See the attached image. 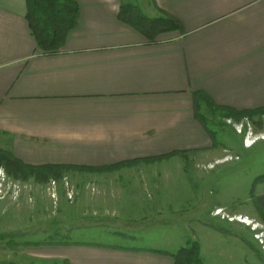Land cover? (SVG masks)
Here are the masks:
<instances>
[{
	"label": "crops",
	"instance_id": "1",
	"mask_svg": "<svg viewBox=\"0 0 264 264\" xmlns=\"http://www.w3.org/2000/svg\"><path fill=\"white\" fill-rule=\"evenodd\" d=\"M76 1L77 25L61 48L44 52L29 25L27 0H0V150L28 165L72 166L99 177L140 171L145 177L130 188L148 190L150 183L162 188L167 159L217 151L207 126L216 112L249 111L227 118L264 134V0ZM122 5L149 18L173 17L180 28L150 40L120 19ZM249 132L244 149L253 147L246 144ZM103 177L95 181L99 187L114 183ZM102 195L95 204L108 206L109 193ZM258 201L264 212V192ZM107 206L96 207L109 212ZM185 243L147 251L59 243L34 248L29 257L174 264L172 255Z\"/></svg>",
	"mask_w": 264,
	"mask_h": 264
},
{
	"label": "rangeland",
	"instance_id": "2",
	"mask_svg": "<svg viewBox=\"0 0 264 264\" xmlns=\"http://www.w3.org/2000/svg\"><path fill=\"white\" fill-rule=\"evenodd\" d=\"M210 120L217 151L167 159L169 171L159 178L162 188L150 183L153 197L148 190L130 188L145 177L140 171L101 175L114 182L107 188L95 183L101 179L97 174L72 169L55 185L14 181L0 172V262L62 264L29 257L34 248L55 242L147 251L174 250L197 240L206 264H264V214L258 201L264 192V140L259 139L264 134L257 135L260 128L246 122L235 126L220 112ZM244 125L251 129L250 149L243 147L249 132ZM106 192L108 206L95 204Z\"/></svg>",
	"mask_w": 264,
	"mask_h": 264
},
{
	"label": "trees",
	"instance_id": "3",
	"mask_svg": "<svg viewBox=\"0 0 264 264\" xmlns=\"http://www.w3.org/2000/svg\"><path fill=\"white\" fill-rule=\"evenodd\" d=\"M28 20L38 47L44 52H53L62 47L68 32L77 25L78 4L76 0H27ZM120 19L141 32L150 40L161 34L173 32L180 24L173 17L149 18L133 5H122ZM209 103L213 102L207 98ZM264 111V110H262ZM227 116L242 119L251 112H238L227 109ZM72 166L64 165H28L6 151L0 150V171L14 181L48 184L61 179ZM259 207V206H258ZM260 208V207H259ZM262 212V213H261ZM260 213L264 214L260 209ZM52 244H58L57 242ZM174 264H204L200 244L189 242L172 255ZM0 264H13L0 262Z\"/></svg>",
	"mask_w": 264,
	"mask_h": 264
},
{
	"label": "built area",
	"instance_id": "4",
	"mask_svg": "<svg viewBox=\"0 0 264 264\" xmlns=\"http://www.w3.org/2000/svg\"><path fill=\"white\" fill-rule=\"evenodd\" d=\"M50 184L55 185V184H56V180H52V181L50 182Z\"/></svg>",
	"mask_w": 264,
	"mask_h": 264
},
{
	"label": "clouds",
	"instance_id": "5",
	"mask_svg": "<svg viewBox=\"0 0 264 264\" xmlns=\"http://www.w3.org/2000/svg\"><path fill=\"white\" fill-rule=\"evenodd\" d=\"M1 172V171H0Z\"/></svg>",
	"mask_w": 264,
	"mask_h": 264
}]
</instances>
